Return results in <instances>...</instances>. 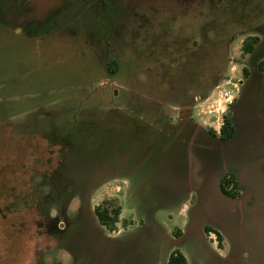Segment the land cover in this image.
Returning a JSON list of instances; mask_svg holds the SVG:
<instances>
[{
  "label": "rangeland",
  "instance_id": "1",
  "mask_svg": "<svg viewBox=\"0 0 264 264\" xmlns=\"http://www.w3.org/2000/svg\"><path fill=\"white\" fill-rule=\"evenodd\" d=\"M260 157L264 0H0V264H264Z\"/></svg>",
  "mask_w": 264,
  "mask_h": 264
},
{
  "label": "flooded vegetation",
  "instance_id": "2",
  "mask_svg": "<svg viewBox=\"0 0 264 264\" xmlns=\"http://www.w3.org/2000/svg\"><path fill=\"white\" fill-rule=\"evenodd\" d=\"M249 54V53H247ZM240 95V94H239ZM241 99V98H240ZM241 102L243 103V105L241 106L239 104V107L237 108H232L231 109V112H229L227 114L228 117L232 118L234 120V128H235V132L233 135H228L227 133H221L219 135L217 134H214L212 133L211 131L209 132H205L203 129H200V132L196 134V139H199V140H206V139H213V140H216L217 142V147H219L220 149H224L225 147H228V143L231 142V141H234L232 143H234V146H233V149L236 150V148H240L241 146L244 145L243 141L241 140H238V138H240L241 136H239V134L241 133L242 129L247 125V124H244L243 126H240L239 122L236 124V121L241 119L240 118V115L245 117V114L242 113L243 111V108L246 106V103L244 102V100L241 99ZM240 102V103H241ZM197 129V128H195ZM198 130V129H197ZM226 134V135H225ZM194 140V138H193ZM260 143H256V145L253 147L255 148L257 151H260ZM234 153V151H233ZM229 154H227L226 156H224L222 154V157H218V159L216 160V167H215V178L217 179V183H218V189L221 193V195L223 197H226V198H229L231 200H237V199H243L245 196H246V191L243 193L244 194V197H242L241 195L243 194H235V196H229L227 194L224 193V190H223V184H222V179L227 177V178H234L236 183H238L239 187L243 186L244 182L242 180V168H241V163L238 162V164H232L231 163V160H230V156L228 157ZM238 154H235V158H238ZM228 157V158H226ZM232 159V158H231ZM262 159L264 160V158L262 157ZM260 161L261 162H264L261 160V157H260ZM225 190H226V185H225ZM239 203V202H238ZM99 206V205H98ZM94 214H95V208H94ZM96 216V215H95ZM98 219V218H97ZM211 228L210 226H206V229H209ZM116 232V231H114ZM206 232V231H205ZM218 232V231H217ZM219 233V232H218ZM208 235L210 234H213L215 236V238L218 239L217 237V234L215 232H207ZM224 238V236H222ZM225 239V238H224Z\"/></svg>",
  "mask_w": 264,
  "mask_h": 264
},
{
  "label": "trees",
  "instance_id": "3",
  "mask_svg": "<svg viewBox=\"0 0 264 264\" xmlns=\"http://www.w3.org/2000/svg\"><path fill=\"white\" fill-rule=\"evenodd\" d=\"M257 40L258 39L256 37H252V38L247 39L243 44V51L245 53H251L253 51V45L255 43H257ZM225 124L229 125L230 127H229L228 131L223 129L222 132L227 133L230 136L233 135L235 132V128H234L232 118L226 116L225 117ZM222 184H223L224 193H226L227 195L229 194L231 196L232 195L235 196L234 193H229L224 188L225 185H226V189L228 188V186H233L234 188H236V182H235V179L233 177L232 178H227V177L223 178ZM107 205L103 203L102 205L96 206L95 207V215L98 218V221L101 225H103L110 232H114L117 230V224L119 222L121 208H120V206H117V205H115L114 207H111L110 203ZM109 205H110V207H109ZM208 231L209 232H211V231L215 232L217 234L219 241L220 240L222 241V235L220 233H218L216 230L209 228V229H207V232ZM168 264H188V262H187L186 257L180 251H174L170 254Z\"/></svg>",
  "mask_w": 264,
  "mask_h": 264
},
{
  "label": "crops",
  "instance_id": "4",
  "mask_svg": "<svg viewBox=\"0 0 264 264\" xmlns=\"http://www.w3.org/2000/svg\"><path fill=\"white\" fill-rule=\"evenodd\" d=\"M118 225V224H117ZM118 228V227H117ZM211 229H213V228H211ZM214 230V229H213ZM217 231V230H216ZM210 236L212 237L213 236V238H215V236L213 235V234H210ZM224 241V240H223Z\"/></svg>",
  "mask_w": 264,
  "mask_h": 264
}]
</instances>
